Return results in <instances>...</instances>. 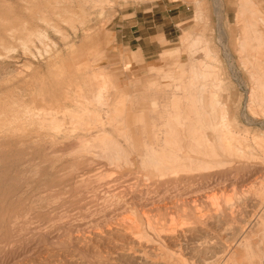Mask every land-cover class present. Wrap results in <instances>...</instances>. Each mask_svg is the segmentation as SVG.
Returning <instances> with one entry per match:
<instances>
[{
    "label": "rangeland",
    "instance_id": "obj_1",
    "mask_svg": "<svg viewBox=\"0 0 264 264\" xmlns=\"http://www.w3.org/2000/svg\"><path fill=\"white\" fill-rule=\"evenodd\" d=\"M0 264H264V0H0Z\"/></svg>",
    "mask_w": 264,
    "mask_h": 264
},
{
    "label": "bare ground",
    "instance_id": "obj_2",
    "mask_svg": "<svg viewBox=\"0 0 264 264\" xmlns=\"http://www.w3.org/2000/svg\"><path fill=\"white\" fill-rule=\"evenodd\" d=\"M246 37V36H245ZM242 40V39H241ZM254 40V39H253ZM257 46V45H256ZM90 116V115H89ZM92 117V116H91ZM93 119V118H92ZM94 123V122H93ZM217 131V130H216ZM172 132H174V131H171L170 129H167V132L165 133V140H167L168 141V143H169V141L172 139ZM103 134V133H102ZM174 134V133H173ZM178 135V134H177ZM103 136V135H102ZM228 136V135H227ZM232 136V135H231ZM225 137V136H224ZM229 137V136H228ZM98 138V137H97ZM222 138V137H221ZM225 138H227V137H225ZM108 141H109V139H108ZM228 141V140H227ZM176 142H177V140H176ZM101 143V142H100ZM106 143V142H105ZM116 143V142H115ZM226 143V142H225ZM113 144V143H112ZM164 144H166V143H164ZM85 145V144H84ZM117 145V144H116ZM170 145V144H169ZM168 145V146H169ZM227 145V144H226ZM229 145V144H228ZM233 145V144H232ZM108 146V145H107ZM207 146V145H206ZM235 146V145H234ZM82 148H83V146H82ZM81 148V149H82ZM86 148V147H85ZM109 148V147H108ZM231 148L233 149V147L231 146ZM94 149V148H93ZM240 149H241V147H240ZM108 150V149H107ZM106 150V151H107ZM208 150V149H207ZM84 151H85V149H84ZM102 151V150H101ZM113 151V150H112ZM108 152V151H107ZM106 152V153H107ZM117 152H119V151H117ZM225 152V151H224ZM102 153V152H101ZM109 153V152H108ZM114 153V152H113ZM111 153H109V155H110ZM194 167V166H193ZM194 168H196V167H194ZM187 201V200H186ZM183 204V203H182ZM141 261V260H140Z\"/></svg>",
    "mask_w": 264,
    "mask_h": 264
}]
</instances>
